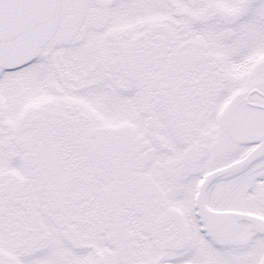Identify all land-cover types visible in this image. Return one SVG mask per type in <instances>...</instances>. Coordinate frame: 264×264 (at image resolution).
<instances>
[{
	"label": "snow or ice",
	"instance_id": "obj_1",
	"mask_svg": "<svg viewBox=\"0 0 264 264\" xmlns=\"http://www.w3.org/2000/svg\"><path fill=\"white\" fill-rule=\"evenodd\" d=\"M0 264H264V0H0Z\"/></svg>",
	"mask_w": 264,
	"mask_h": 264
}]
</instances>
